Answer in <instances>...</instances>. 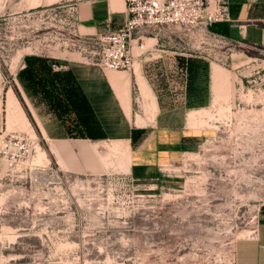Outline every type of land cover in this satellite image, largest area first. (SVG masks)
<instances>
[{"label": "rangeland", "instance_id": "374dc122", "mask_svg": "<svg viewBox=\"0 0 264 264\" xmlns=\"http://www.w3.org/2000/svg\"><path fill=\"white\" fill-rule=\"evenodd\" d=\"M75 1L0 0L2 82L25 53L86 62L67 12ZM213 32L165 25L141 33V48L131 41L138 105L152 116L140 61L171 136L161 151L138 152L136 169L118 165L128 152L110 150L101 171L59 170L38 133L5 124L0 264H264V49ZM9 134L25 149L1 147Z\"/></svg>", "mask_w": 264, "mask_h": 264}, {"label": "crops", "instance_id": "0c3cea01", "mask_svg": "<svg viewBox=\"0 0 264 264\" xmlns=\"http://www.w3.org/2000/svg\"><path fill=\"white\" fill-rule=\"evenodd\" d=\"M124 16L121 0H76L71 25L76 35L95 34L117 28ZM211 28L229 40L264 49V0H227L226 19ZM63 60L35 53L18 56L7 67L12 74L10 83L1 81L0 68V130L5 124H16L31 135L38 133L56 167L75 173L98 172L110 166L104 156L110 150L125 155L128 152V162L113 164L136 169L138 152L161 151L155 144L171 142L164 127L160 131V94L143 63L137 61V70L153 96L151 117L145 116L138 105L140 84L135 64L127 70H111L80 60ZM52 63L66 68V80L59 77L60 71L53 69ZM18 71L23 86L15 77ZM134 91L139 112L133 111ZM69 106L74 107L73 113ZM74 111L77 115L71 117ZM137 114L141 116L139 121ZM76 127L78 130L72 131ZM172 128L168 127L167 132ZM160 133L166 135L165 139L157 136Z\"/></svg>", "mask_w": 264, "mask_h": 264}, {"label": "built area", "instance_id": "2783aa9c", "mask_svg": "<svg viewBox=\"0 0 264 264\" xmlns=\"http://www.w3.org/2000/svg\"><path fill=\"white\" fill-rule=\"evenodd\" d=\"M124 10L125 16L117 28L76 35L86 62L102 67L130 69L134 61L131 41L141 48V33L165 25H178L198 35L214 34L210 27L215 21L226 19L227 0H124ZM67 12L72 18L73 6L69 5ZM61 67V64L52 63L53 69ZM11 136L9 134V137L1 140V147L8 149L13 143L25 149V143L17 145L11 141Z\"/></svg>", "mask_w": 264, "mask_h": 264}, {"label": "bare ground", "instance_id": "6f19581e", "mask_svg": "<svg viewBox=\"0 0 264 264\" xmlns=\"http://www.w3.org/2000/svg\"><path fill=\"white\" fill-rule=\"evenodd\" d=\"M134 62H135V61H133V65L135 64ZM217 72H218V71H217ZM216 75H217V74H216ZM215 77H216V76H215ZM216 79H218V78H216ZM40 148H41V147H40ZM41 149H42V148H41ZM41 149H40V150L38 149V152H37V153H38V154H37V158H38V155L43 156V155L45 154V151H44V150H41ZM39 157H40V156H39Z\"/></svg>", "mask_w": 264, "mask_h": 264}, {"label": "trees", "instance_id": "16d2710c", "mask_svg": "<svg viewBox=\"0 0 264 264\" xmlns=\"http://www.w3.org/2000/svg\"><path fill=\"white\" fill-rule=\"evenodd\" d=\"M27 113V112H26ZM28 117H29V113H27Z\"/></svg>", "mask_w": 264, "mask_h": 264}]
</instances>
